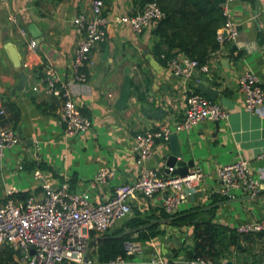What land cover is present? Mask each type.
<instances>
[{
	"label": "crops",
	"instance_id": "1",
	"mask_svg": "<svg viewBox=\"0 0 264 264\" xmlns=\"http://www.w3.org/2000/svg\"><path fill=\"white\" fill-rule=\"evenodd\" d=\"M103 1V14L109 20L107 37L92 49L91 61L84 67V82L74 80L72 69L79 39L73 19L89 11L91 0L0 1V108L6 112L0 114V124L15 127L21 139L6 148L0 158V205L9 189L18 200L26 199L19 198L23 194L40 195L43 182L56 187L67 181L72 190L86 192L93 203H101L111 197L116 186L135 180L143 167L173 176L166 172L171 155L169 140L156 142L152 156L138 165L134 137L143 130L180 120L186 97L197 91L193 82L204 81L218 90L213 101L224 108L226 117L173 132L181 158L194 164L189 172H201L179 210L198 206L203 210L217 198L212 194L220 186L217 167L239 157L249 161L254 173L264 167V157L258 158L264 151V112L248 111L238 91V77L245 70L255 72L264 87V0L231 2L228 14L237 29L235 39H228L222 27L218 31L219 49L208 60L209 71L197 70L187 78L174 75L157 60L154 45L159 39L152 34L154 26L138 34L120 21V17L140 9L137 0ZM18 28L24 29L25 35ZM5 40L16 48L24 66L27 79L23 90L16 88L20 76ZM30 40L36 42L34 50L28 47ZM46 66L60 74L75 104L87 112L89 131L67 134L60 116L61 103L47 102L45 98L51 97L31 90ZM127 66L132 70L131 91L118 110L115 104ZM34 100L42 104L38 106ZM103 166L114 168V178L92 186L93 175ZM260 183L256 198L219 200L222 203L218 206L203 210L207 211L206 218L232 228L263 219L264 178ZM243 196L238 194L237 198ZM164 197L165 192L150 199L139 197L132 201L133 210L141 216L150 214ZM157 229L159 234L149 240L134 241L138 250L130 256L131 264H151L148 260L156 255L168 259L169 264H184L188 260L185 250L192 246V226L160 223ZM252 254L258 264H264V243H258Z\"/></svg>",
	"mask_w": 264,
	"mask_h": 264
},
{
	"label": "built area",
	"instance_id": "2",
	"mask_svg": "<svg viewBox=\"0 0 264 264\" xmlns=\"http://www.w3.org/2000/svg\"><path fill=\"white\" fill-rule=\"evenodd\" d=\"M232 1L221 0L226 17L223 29L230 40H234L237 34L236 26L228 14ZM103 7V0H91L89 11L78 13L73 19L75 30L79 34L72 60L76 82L86 81L87 75L82 70L91 61L92 49L107 37L109 20L103 14ZM162 17L163 12L158 4L155 1H146L137 12L120 17V21L141 34L155 26ZM18 31L25 35L24 29L18 28ZM220 38L218 34V39ZM28 47L34 50L36 42L30 40ZM165 67L174 75L186 78L197 70L209 71L208 61L199 64L197 60L184 54L169 59ZM67 86L54 68L46 66L31 90L36 94L60 98V116L67 134L87 132L91 128V122L82 115ZM238 91L248 111L258 114L264 112V87L255 72L245 70L239 75ZM0 114H6L3 108H0ZM225 117L226 111L220 104L201 93H190L186 97V108L180 120L172 125L164 124L135 135L133 151L136 163L141 165L148 160L156 142H167L173 132L187 130L204 120L216 122ZM20 141L15 127L0 124V158L6 148L15 146ZM263 157L264 151L258 155V158ZM257 171L254 173L249 161L243 157L217 167L215 172L220 186L212 194L230 199L238 194L259 193L264 167H259ZM199 175L201 172L198 170L180 178L166 176L154 168L143 167L135 180L116 186L111 197L101 203H93L86 192L72 190L67 181L56 187L43 182L40 195L29 194L24 200L15 198L13 191L9 189L6 200L0 205V244H5L14 251V264H100L93 238L111 232L118 223L120 225L124 219L131 217L133 200L139 197L150 199L155 194L165 192L163 202L154 211L163 209L168 214L174 213L193 192ZM114 176V168L100 167L93 175L91 185L108 183ZM39 177L41 179V175ZM236 229L240 232L259 233L260 240L264 243V218L249 224H240ZM137 250L135 243L128 241L125 244L126 257L110 260L106 264H131L130 256ZM148 262L169 264L168 259L158 255ZM184 264L209 263L201 259H191Z\"/></svg>",
	"mask_w": 264,
	"mask_h": 264
},
{
	"label": "trees",
	"instance_id": "3",
	"mask_svg": "<svg viewBox=\"0 0 264 264\" xmlns=\"http://www.w3.org/2000/svg\"><path fill=\"white\" fill-rule=\"evenodd\" d=\"M140 7L146 1H155L163 12V17L155 24L152 34L159 42L154 45V55L165 65L177 53H182L199 64H204L211 53L219 49L218 31L225 25L221 2L215 0H137ZM82 71L86 73V68ZM196 93H200L197 92ZM39 106L40 102L34 100ZM82 115L87 112L80 110ZM29 196V194H28ZM217 196V195H215ZM27 198V194L19 195ZM217 196L212 202L225 200ZM131 217L111 232L93 238L96 256L100 264L110 260L126 257V242L146 241L159 234V223H150L152 219L168 218L170 214L163 209L141 216L133 210ZM210 211V210H209ZM207 211L201 207H194L174 212L176 217L168 222L173 225L192 226V246L185 250L188 260L201 259L210 264H221L224 260H232L234 264H258L252 252L261 243L260 234L254 232H240L236 228L216 223L212 218H206ZM146 225L135 232L129 230ZM123 233L122 236L116 237ZM14 251L7 245L0 247V264H14ZM258 262V263H257Z\"/></svg>",
	"mask_w": 264,
	"mask_h": 264
},
{
	"label": "water",
	"instance_id": "4",
	"mask_svg": "<svg viewBox=\"0 0 264 264\" xmlns=\"http://www.w3.org/2000/svg\"><path fill=\"white\" fill-rule=\"evenodd\" d=\"M217 3H220L221 0H215ZM4 43H8L7 46H5L6 49H8L9 53H10V57H11V61L13 63V65L15 66L16 70L19 72V82L17 85V90H23L26 84V79H27V75L24 71V66L21 64V58L18 55V51L16 50V48L11 44V42H9L8 40H5ZM124 73H125V77L124 80L122 82L121 88H120V94L118 96V100L115 104V108L118 110H121L122 107L125 105V103L128 100V97L130 95V91H131V77L130 74L132 73V70L130 68V66H127L124 69ZM98 85V84H97ZM192 87L194 89H196L197 91H199L201 94L207 96L208 98L214 100L218 94V90L211 87L209 84H207L206 82L202 81H196L193 82ZM45 100L47 102H54L57 105H59V103H61L60 98L53 96L51 98H45ZM159 112L157 111L154 115H157ZM20 131V128H19ZM169 146H170V150H171V155L169 156L168 160H167V166L169 168L166 169V172L172 174L175 177H186L188 175H191L192 173L189 172L190 169L194 168V164L192 161L190 160H185L182 157V153L180 150V147L178 145V141L176 138V133H172L169 137ZM257 195H253V196H246L244 195L243 197H239V198H230L228 199L229 201H233V200H243V199H250V198H256ZM222 202H216L214 204L205 206L204 208H202L203 210H209L212 207H216L219 204H221ZM176 217L174 216V213H171L170 216L168 218H161V219H152L150 221V223H168L171 222L175 219ZM146 225L137 227L135 229L129 230L126 233H135L143 228H145ZM123 233L117 235L116 237H120L122 236ZM101 238V237H100ZM62 264H69L68 262H63ZM223 264H234L232 260H225Z\"/></svg>",
	"mask_w": 264,
	"mask_h": 264
}]
</instances>
